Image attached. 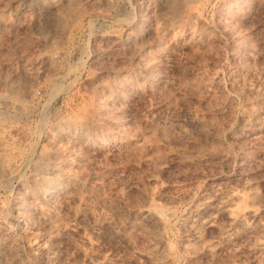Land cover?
<instances>
[{
    "label": "rangeland",
    "instance_id": "1",
    "mask_svg": "<svg viewBox=\"0 0 264 264\" xmlns=\"http://www.w3.org/2000/svg\"><path fill=\"white\" fill-rule=\"evenodd\" d=\"M49 3L0 0V264H264V0Z\"/></svg>",
    "mask_w": 264,
    "mask_h": 264
},
{
    "label": "bare ground",
    "instance_id": "2",
    "mask_svg": "<svg viewBox=\"0 0 264 264\" xmlns=\"http://www.w3.org/2000/svg\"><path fill=\"white\" fill-rule=\"evenodd\" d=\"M44 1H47L48 3H49V1L51 2V1H55L56 3V6H57V8H58V6L59 5H57L58 3L59 4H63V6H64V2L65 1H68V2H70V1H72V0H44ZM45 3V2H44ZM50 4V3H49ZM54 4V3H53ZM52 4V5H53ZM67 4V3H66ZM55 6V5H54ZM51 7V6H50ZM129 49V48H128ZM142 65V64H141ZM70 136V135H69ZM73 140V139H72ZM53 166V165H52ZM57 166V165H56ZM53 169L55 168L54 166L52 167ZM51 168V169H52ZM59 169V168H58ZM54 171V170H53ZM56 172V171H55ZM54 173V172H53ZM36 174V173H35ZM40 175V174H39ZM57 177H60V176H57ZM56 178V177H55ZM33 180V179H32ZM60 180V179H59ZM46 183V185H47V188L50 186L51 187V185L53 184V183H55V180H54V182H51V181H47V182H45ZM61 184V183H60ZM62 185V184H61ZM60 185V186H61ZM49 187V188H50ZM57 188V187H56ZM60 188V187H59ZM251 196V195H250ZM235 198V197H234ZM234 198H233V200H234ZM252 199V198H251ZM249 202V201H248ZM230 206V205H229ZM235 206V205H234ZM18 207V206H17ZM213 207H212V204H206L203 208H201V210L200 211H198V219L205 225V226H210V225H213V223H215L214 222V220H213V216L211 215V214H209V211L212 209ZM26 209V208H25ZM24 209V210H25ZM199 209V208H198ZM255 209V208H254ZM22 210V209H21ZM23 211V210H22ZM247 211V210H246ZM230 212V211H229ZM228 212V213H229ZM254 212V211H253ZM19 213V212H18ZM22 213V212H21ZM27 214V213H26ZM214 214H215V212H214ZM250 216L252 215V211H250ZM153 214H152V212H147L144 216H146V218H147V216H149V217H151ZM231 215V214H230ZM152 218V217H151ZM241 218V217H240ZM150 219V218H149ZM157 220V219H156ZM198 220V221H199ZM202 224V225H203ZM7 225V224H6ZM201 225V226H202ZM239 225V224H238Z\"/></svg>",
    "mask_w": 264,
    "mask_h": 264
}]
</instances>
